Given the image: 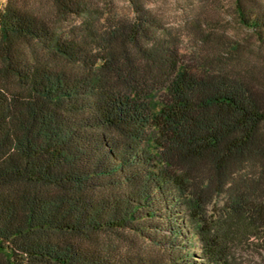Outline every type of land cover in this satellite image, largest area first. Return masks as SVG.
Masks as SVG:
<instances>
[{
    "label": "trees",
    "instance_id": "trees-1",
    "mask_svg": "<svg viewBox=\"0 0 264 264\" xmlns=\"http://www.w3.org/2000/svg\"><path fill=\"white\" fill-rule=\"evenodd\" d=\"M130 2L0 9V264H236L264 225V76L235 42L186 66ZM235 13L264 44V0Z\"/></svg>",
    "mask_w": 264,
    "mask_h": 264
},
{
    "label": "rangeland",
    "instance_id": "rangeland-1",
    "mask_svg": "<svg viewBox=\"0 0 264 264\" xmlns=\"http://www.w3.org/2000/svg\"><path fill=\"white\" fill-rule=\"evenodd\" d=\"M98 7L111 2L112 12L119 18L126 19L135 13L130 0H96ZM137 7L144 14H150L163 27L161 37L170 38L173 48L178 52L180 61L186 66L198 67V58L218 57L225 48V43H239L240 68L264 76V44L257 40L249 28L243 26L235 13V0H135ZM7 0H0L3 9ZM202 39V43H201ZM156 89V88H155ZM150 97V90H144L141 102L156 103L163 101L168 91L163 87L155 90ZM157 112V110H156ZM156 148L158 145H154ZM222 202L209 207L213 219H219ZM233 240V256L236 264H264V225L249 226L247 222L236 226Z\"/></svg>",
    "mask_w": 264,
    "mask_h": 264
}]
</instances>
